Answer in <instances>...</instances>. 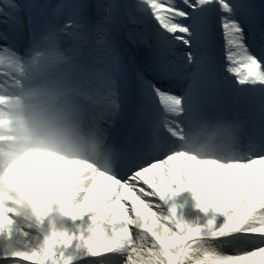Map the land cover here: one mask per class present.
<instances>
[{"label": "snow or ice", "instance_id": "1", "mask_svg": "<svg viewBox=\"0 0 264 264\" xmlns=\"http://www.w3.org/2000/svg\"><path fill=\"white\" fill-rule=\"evenodd\" d=\"M0 264H264V0H0Z\"/></svg>", "mask_w": 264, "mask_h": 264}]
</instances>
